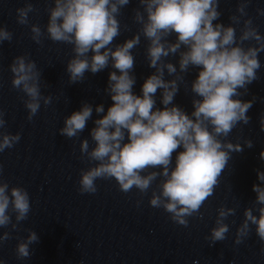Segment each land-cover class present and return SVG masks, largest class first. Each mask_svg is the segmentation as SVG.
Listing matches in <instances>:
<instances>
[{
	"label": "clouds",
	"instance_id": "9594fccd",
	"mask_svg": "<svg viewBox=\"0 0 264 264\" xmlns=\"http://www.w3.org/2000/svg\"><path fill=\"white\" fill-rule=\"evenodd\" d=\"M129 3L130 0H54V6L46 9V31L31 24V39L39 45L46 35L54 43L73 46L74 55L66 65L70 84L83 82L86 72L96 74L109 64L115 69L109 73L105 89L113 104L106 114L94 120L95 127L90 131L94 146L90 148L88 138L80 142L81 158L95 163L81 170L79 192L94 194L97 180L114 178L120 191L128 193L135 188L146 195L161 178L152 191L150 206L163 209L174 223L188 227L190 217L203 219L200 209L219 185L231 153L243 151L239 142L228 138L238 125L250 123L247 112L254 101H242L239 97L247 94V86L259 79L264 35L248 15L251 0H240L238 14L230 16L229 26L213 23L221 16L217 10L219 0H138L133 20L140 25L139 30L113 50L114 40L121 35L118 17ZM36 11L30 2L16 9L17 23L28 25L29 14ZM256 12L264 16V9L257 8ZM241 23L237 35L235 26ZM173 34L174 42L169 40ZM142 36L148 42L146 60L155 72L145 79L142 94L136 95L133 50L140 45ZM12 39L13 33L0 26V44ZM177 54L179 71L167 59ZM191 67L200 70L191 83L194 110L189 115L173 101ZM9 69L13 74L12 87L27 97L22 99L31 121L41 104L47 107L53 98L42 94V72L28 55L14 57ZM165 72L174 79L166 80ZM158 90L162 109L156 106ZM95 112L104 113L103 104L97 105ZM4 115L0 110V129L6 127ZM92 115L93 106L83 103L80 110L64 118L59 134L68 139L79 137ZM260 129L264 131V115ZM20 139V133L0 132V153L11 149ZM244 145L252 148L253 142L246 139ZM181 147L183 151L176 155L173 167V153ZM260 159L264 160V151L260 152ZM257 178L261 183L252 186L256 198L252 207L244 209V219L235 234L236 245L249 237L252 225L264 245V171L257 170ZM10 211L15 213V223ZM30 211L28 191L20 186L10 188L7 182L0 181V228L11 225L12 230H17ZM235 214V208L222 205L217 209L215 226L206 237L210 246L227 239L230 228L225 220ZM11 238L9 232H4L0 244ZM38 242V234L29 229L27 237L16 245L17 259L30 258V246ZM261 252L264 253V247ZM0 264L6 262L0 260Z\"/></svg>",
	"mask_w": 264,
	"mask_h": 264
}]
</instances>
